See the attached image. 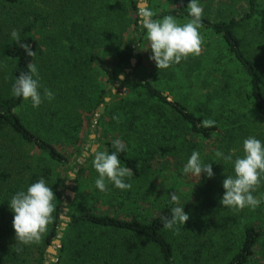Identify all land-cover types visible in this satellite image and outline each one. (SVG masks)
Masks as SVG:
<instances>
[{
	"label": "trees",
	"instance_id": "trees-1",
	"mask_svg": "<svg viewBox=\"0 0 264 264\" xmlns=\"http://www.w3.org/2000/svg\"><path fill=\"white\" fill-rule=\"evenodd\" d=\"M125 1L129 3L130 9L120 7L115 11L116 13H113L111 12L113 7L107 5L103 7L102 12L109 18L119 17L122 23L126 22L127 27L133 28L130 43L121 47L113 60L93 52L89 53L87 60L89 66L100 69L106 82L100 92L98 88L93 104L91 102L83 119L77 121L79 117L71 118L65 110L48 112L43 122L52 132L49 137L30 128L25 123L21 111L28 102L14 97L11 93L16 77L27 70V64H36L41 53V43L36 36L35 26L31 24L23 28L19 43L13 41L1 46V54L11 61L14 67L9 81V91L0 98V131L10 138V143L4 145L0 151L6 157H10L11 163L20 162V172L14 173L11 167L12 171L10 172L8 168H4L7 164L0 166V184L2 186L0 192V264H19L23 255L32 253L30 246L16 245L17 241L12 227L13 214L8 207V202L16 191L26 189L29 184L40 178L46 180L56 196L53 201L56 206V211L53 213L54 219L48 225L40 242L37 243V253H35L37 255H34L37 257L34 264H45L47 247L52 245L60 234L62 208L66 202L64 194L66 185L61 178V173L65 171L68 174L77 168L78 165H73L71 160H78L80 157H83L85 162L79 167L78 175L84 174L86 165L89 162L92 163L93 152L87 151L88 156H85L86 143L90 140L88 133L93 127L92 120L95 118L98 106L95 104L96 98L99 104H104L106 96L110 97L112 101L121 98L126 104L124 106L126 114L113 115L112 124L125 126L129 123L131 129L137 128L139 125L156 129L167 130L169 128L170 130L167 132L171 133L172 139L176 136L180 138L179 143L183 146L186 157L180 164L181 171L177 176L176 184L174 182L169 184V195L164 194L161 200L156 199L158 206L155 205V214L149 220L126 219L98 211V206L92 205V203L101 205V196L106 194L96 189L94 184L89 182L87 176L84 175L86 180L83 176L78 178L80 194L76 201L68 205V216L71 219L65 230L66 235L63 238V246L57 256L56 264H255L253 260L259 253L260 264H264V182L253 193L254 196L262 200L259 206L244 208L240 211L223 208L224 212L217 214L212 207L207 209L202 204H197L198 201L190 203L189 198L184 196L190 191L192 195L201 194L216 197L219 191V195L222 197L224 189L220 185V180L224 181L226 176L232 173V166L230 163L219 160L216 163L211 161L214 159L216 150L227 154L229 151L232 152L233 149L239 148V145H235L238 138L234 131L228 130L226 124H222L220 119L215 120L214 114L210 113L208 119L212 117L216 122L215 126L201 127V121L207 119L204 115L190 110L180 100H170L162 89L150 81H128L127 95L113 94L112 90L120 82L118 73H124L125 69L130 67L132 59H137L139 65L143 63V56L136 48L137 43L143 42L145 38L144 30L139 23L138 4L136 0ZM188 3L189 0H184L181 9L163 12L157 18L173 15L177 19H189ZM28 9L33 11L34 6L28 5ZM253 18L259 20V28L264 35V7L260 6L258 0H248V12L241 18L212 22L202 17V23L204 28L223 40L233 62L239 64L245 75L246 90L243 100L251 113H242L239 116L241 120H244L246 130L244 136L246 132L253 134L256 132V128H259L261 133L257 138L264 141L263 75L257 64L247 56L243 41L237 34L243 22ZM99 19L94 18L93 24ZM84 37L82 36L80 41L77 39L73 41L74 44L77 43V51H82L80 44L84 42ZM22 43L31 45L36 55L27 56L21 47ZM54 70L52 68V74ZM58 70L64 74L62 68L58 67ZM63 76L67 78L66 74ZM229 79L233 80L232 82L237 80L233 75ZM231 81L226 83V87L229 89L236 86L235 83L230 84ZM202 89L205 90L204 86ZM188 93H191L190 85ZM214 93L218 94L217 91ZM206 96L211 97L208 94ZM110 109L112 108L108 106L107 110ZM50 114L54 116H50ZM103 116H101L102 119L100 117V121L105 119ZM73 120H76V126H72ZM247 121H254L253 127L248 128ZM114 140H116L115 137L108 138L101 145L99 151L109 153L115 151ZM125 146L126 151L121 152L119 158L122 164L130 169L128 181L141 180L149 171L151 161L154 160L150 156L153 154L152 146L144 147L143 151L141 150V155L133 154L131 149L127 145ZM193 150L200 153L207 152L201 154L202 158L205 162L212 163L214 172L211 179L205 178L202 174L195 189L189 182V177L192 176H186L182 171L183 164ZM32 151H35L37 158ZM237 156H242V154L233 155V159ZM181 186H188L189 191H183ZM182 193H184L182 197L185 198L182 199L181 204L190 205L186 213H193L201 219L196 225L200 233L203 231L202 237L200 234L197 239L192 240L190 245L179 240L176 231L163 228L162 218L170 217L171 209L176 206L171 202L170 195L175 194L181 198ZM231 210L234 213L232 215L234 228L230 224L228 215L225 214ZM219 215L221 217L225 215V218H219ZM134 242H138V247H133ZM184 252L186 255L183 256Z\"/></svg>",
	"mask_w": 264,
	"mask_h": 264
},
{
	"label": "rangeland",
	"instance_id": "rangeland-1",
	"mask_svg": "<svg viewBox=\"0 0 264 264\" xmlns=\"http://www.w3.org/2000/svg\"><path fill=\"white\" fill-rule=\"evenodd\" d=\"M136 2L139 13L150 10L154 14V18H157L163 12L181 9L184 0H136ZM258 2L260 6L264 7V0H258ZM28 5H33L34 10H29ZM107 5L113 7L111 9L113 13H116L115 11L120 7L130 9L129 3L125 0H0V98L9 91V81L14 67L13 63L1 54V46L14 41L11 38L13 30L21 33L24 27L33 24L36 28V36L41 43V53L36 61L41 78V93L45 88L51 89L54 93V99L51 101L44 99L39 108H33L28 102L23 107L21 114L30 128L46 137L52 135V132L47 129L45 122H43L48 112L65 110L71 118L79 117L77 120L79 121L84 118L91 102L93 104L98 88L99 92L102 90L106 82L105 76L100 69L89 66L87 62L89 53L93 52L113 60L119 49L131 41L133 28L127 27L126 22L122 23L119 17L112 16L109 18L105 13L103 14V7ZM201 6L203 7L202 17L212 22L241 18L248 12V0H201ZM94 18L100 19L93 24ZM63 20L65 21L63 22ZM187 20L186 18L178 19L181 23L187 22ZM200 32L203 42L199 54L190 56L186 60H182L180 64L160 72L155 63L149 59L152 54L151 50L143 51L147 48V41L144 38L143 42L137 43L136 46L137 51L141 52L143 56V63L139 65L137 61L134 67L130 65L124 73H118L119 78L123 76L125 79H120V82L116 84L118 88L115 85L113 90L117 91L116 94L125 96L128 93V81H150L162 89L170 100H180L190 110L204 115L207 119L210 117L208 116L209 113L214 114L215 120L220 119L221 123L226 124L228 130L234 131L236 138H238L235 145H239V148L233 149L232 155L238 153L243 155V139L248 136L258 137L261 133L260 129L256 128L255 133L248 134L246 132L244 136L245 124L239 116L242 113H251L243 100L246 90L244 86L245 75L239 64L233 62L220 37L212 34L204 27L201 28ZM237 34L243 41L247 56L257 64L264 80V35L260 31L259 20L253 18L243 22ZM82 36H85L84 42L80 44L82 51H77V43L74 44L73 41L76 39L80 41ZM58 67L63 69L67 78L58 70ZM52 68L55 69L53 74ZM126 70L132 71L128 74ZM231 75L237 79L234 80L235 82L229 79ZM227 81H231L230 84L235 83V88H227L226 83H229ZM189 85L191 93H188ZM215 91L218 94L214 93ZM206 94L211 97H207ZM107 98L110 101L104 104H99L96 98L95 104L98 106L95 118L92 120L96 130L94 131L91 127L88 133L90 140L86 143L85 156L87 151H99L101 145L108 138L113 139L115 137V139L122 140L136 155H141V150L143 151L147 145L152 146L153 154L150 156L154 160L151 161L149 171L141 180L129 181L132 184L130 190L122 191L109 185L108 190L103 193L106 195L101 196V205L99 203H92V205H97L98 211L107 212L113 216L149 220L155 214V205L158 206L156 199L161 200L164 194L169 195V184H173V182L176 184L177 176L181 171L180 164L186 154L183 146L179 143L180 138L176 136L172 139L171 133L167 132L170 130L169 128L166 130L162 127V129H156L139 125L137 128L131 129L129 123L125 126L112 124L113 115L126 114L124 110L126 104L121 98H117L115 101L106 96L105 99ZM108 106L112 109L107 110ZM102 109L103 111L100 113ZM50 116L54 115L50 114ZM101 116L105 117L103 121L99 120ZM247 123L249 124L248 128L254 125V121H247ZM72 126H76V120H73ZM168 135L169 137H167ZM9 141L10 138L0 131V149L4 148V145H8ZM204 152L207 153L202 151V153ZM32 153L37 158L35 151ZM84 162L83 157L78 160H71L73 165H78L77 168L68 174L65 171L61 173V178L66 185L64 189L66 202L62 208V224L58 236V239L61 240V246L56 247L52 244L47 247L45 264L57 263V256L62 249L63 238L66 235L65 230L71 219L68 216V205L76 201L80 194L78 178L87 176L92 184L96 179L97 173L91 162L86 165L84 174L78 175L79 167ZM4 165H6L4 168H8L10 172L12 171L11 168L14 173L20 172V162L11 163L10 157H6L0 151V166ZM189 179L193 189H195L199 178L189 177ZM222 184L223 181L220 180V185L222 186ZM188 188V186H184L181 189L187 192L189 191ZM1 190L0 184V192ZM69 192L74 195L73 199L67 195ZM178 193H180L179 190ZM183 195L184 193L179 198L180 204L185 198L182 197ZM184 196L189 198L190 203L198 201L197 204H202L207 209L212 207L217 214L224 212L222 211L223 206L220 204L219 191L216 197L201 194L192 195L190 191ZM188 208L190 205L185 204V212ZM225 214L228 215L230 224L234 228L233 211ZM188 216V221L185 222L184 226H179V231L176 232L179 240L181 239L186 245H190L192 240L197 239L200 234L201 237L203 235V231L200 233L196 225L201 219L193 213L188 214ZM219 218H225V215L224 217L219 215ZM29 246L32 253L23 255L19 264L35 263L37 243ZM51 247L56 250V255L49 253ZM133 247H138V242H134ZM182 255H186V252ZM260 261L259 253L253 262L260 264Z\"/></svg>",
	"mask_w": 264,
	"mask_h": 264
},
{
	"label": "clouds",
	"instance_id": "clouds-1",
	"mask_svg": "<svg viewBox=\"0 0 264 264\" xmlns=\"http://www.w3.org/2000/svg\"><path fill=\"white\" fill-rule=\"evenodd\" d=\"M187 22L181 23L173 15H165L162 18H154L150 10L139 13V23L144 30L147 48L151 50L149 59L155 63L159 72L173 65L180 64L190 56L198 55L203 37L202 16L203 7L201 0H189ZM11 38L20 42V33L11 32ZM21 47L29 57L36 53L31 45L22 43ZM26 71L21 72L12 84L11 93L14 97L25 102H30L33 108H39L44 99L51 101L54 93L45 88L41 93L39 69L35 63L26 65ZM215 120L204 119L200 126L204 128L215 126ZM115 151L95 150L93 152L92 167L97 173L94 186L101 192L107 191L111 185L115 189L127 191L132 184L128 181L130 169L124 166L119 158L121 152L126 151L124 142L120 139L113 141ZM242 156L233 159L232 152L225 153L221 150L214 152V159L230 163L232 173L223 181V195L220 204L223 208L240 211L244 208H256L262 202L253 195L264 182V141L256 136H248L242 142ZM205 162L201 153L193 150L183 164L182 171L186 176H203L211 179L214 176L212 163ZM56 196L52 187L44 178L31 183L24 190L16 191L8 202V207L13 214L12 227L15 233L16 245L29 246L38 243L47 227L52 223L56 206L53 201ZM170 200L176 206L171 209L170 217H164L163 228L178 232L179 226H184L189 216L184 210L185 204L179 203V197L170 195Z\"/></svg>",
	"mask_w": 264,
	"mask_h": 264
},
{
	"label": "water",
	"instance_id": "water-1",
	"mask_svg": "<svg viewBox=\"0 0 264 264\" xmlns=\"http://www.w3.org/2000/svg\"><path fill=\"white\" fill-rule=\"evenodd\" d=\"M137 63V60L136 59H132L131 60V65H132V67H134L135 66V64ZM131 71L132 70H126V73H131ZM120 79L121 80H124L125 78L123 77V76H120ZM116 88H118V85H116ZM116 90H113V94H116ZM110 101V99L109 98H107V99H105V102H109ZM102 111H103V109L102 110H100V113H102ZM94 131L96 130V128H92ZM92 152H94V151H92ZM86 156H88V153H86ZM67 195L71 198V199H73V197H74V195L72 194V193H67ZM53 245L54 246H56V247H60L61 246V240L60 239H56L54 242H53ZM49 253L50 254H52V255H56L57 254V252H56V250L54 249V248H49Z\"/></svg>",
	"mask_w": 264,
	"mask_h": 264
}]
</instances>
